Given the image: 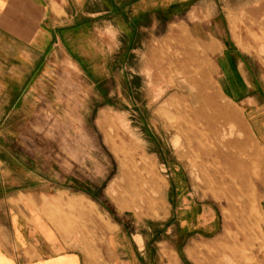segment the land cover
Returning a JSON list of instances; mask_svg holds the SVG:
<instances>
[{"label": "rangeland", "instance_id": "1", "mask_svg": "<svg viewBox=\"0 0 264 264\" xmlns=\"http://www.w3.org/2000/svg\"><path fill=\"white\" fill-rule=\"evenodd\" d=\"M106 1H82L81 60L51 58L36 100L0 117V199L18 194L57 249L96 264H254L264 256V0H193L133 28L111 0L110 18L85 24ZM221 43L245 63L229 73L242 85L225 91ZM247 88L257 103L239 100Z\"/></svg>", "mask_w": 264, "mask_h": 264}, {"label": "crops", "instance_id": "2", "mask_svg": "<svg viewBox=\"0 0 264 264\" xmlns=\"http://www.w3.org/2000/svg\"><path fill=\"white\" fill-rule=\"evenodd\" d=\"M82 1L0 0V117L14 114L22 102L36 100L39 86L47 82L42 76L44 64L49 67L51 58L65 57L68 52L81 60L77 48H83ZM192 1L121 0L120 3L125 9L127 27L133 28L130 21L134 18L140 21L147 15L155 21L160 19L163 9L173 10L176 14L178 8H184ZM105 3L104 12L89 10L85 24L88 22L91 26L102 13L110 18L114 2ZM202 3L215 2L203 0ZM220 46L222 51L217 58L219 86L225 91L228 82L236 85L241 81L242 85L243 80L236 76L230 79L229 73H241L245 63L236 60V50L226 48L224 43ZM248 91L249 95L242 93L239 100L257 103V94L250 93L251 88H247ZM260 127L255 128L259 134L264 132ZM1 193L0 187V196ZM17 198L15 193L7 202L0 199V264H96L79 250L57 249L44 221L35 214L33 207L20 203ZM254 264H264V256Z\"/></svg>", "mask_w": 264, "mask_h": 264}]
</instances>
